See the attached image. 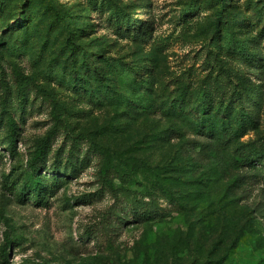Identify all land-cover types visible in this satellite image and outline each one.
<instances>
[{
    "label": "rangeland",
    "instance_id": "374dc122",
    "mask_svg": "<svg viewBox=\"0 0 264 264\" xmlns=\"http://www.w3.org/2000/svg\"><path fill=\"white\" fill-rule=\"evenodd\" d=\"M0 264H264V0H0Z\"/></svg>",
    "mask_w": 264,
    "mask_h": 264
},
{
    "label": "trees",
    "instance_id": "16d2710c",
    "mask_svg": "<svg viewBox=\"0 0 264 264\" xmlns=\"http://www.w3.org/2000/svg\"><path fill=\"white\" fill-rule=\"evenodd\" d=\"M68 47L72 48V44L68 43L67 44ZM238 48H241V46L239 45ZM14 142H15V123L13 118L8 117V135H7V149L12 150V148L14 147ZM44 153V145L43 143H40L36 149L34 150L33 154H32V164H30V174L27 176V185L26 188L29 191H32L34 194V197H37L38 199L40 198V192L42 190V185H41V180L40 178H36L37 175V171L40 169L38 166H36V162L38 160L42 159V154ZM106 165L103 166L102 170L105 171ZM132 216L135 219H142L139 218V215L137 213H133ZM222 260V259H221Z\"/></svg>",
    "mask_w": 264,
    "mask_h": 264
}]
</instances>
